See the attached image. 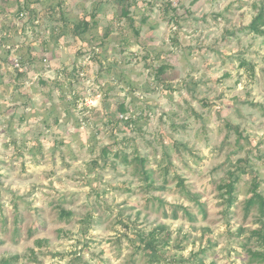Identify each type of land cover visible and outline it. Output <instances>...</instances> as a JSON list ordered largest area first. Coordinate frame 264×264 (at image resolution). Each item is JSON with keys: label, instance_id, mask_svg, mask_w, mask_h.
<instances>
[{"label": "rangeland", "instance_id": "rangeland-1", "mask_svg": "<svg viewBox=\"0 0 264 264\" xmlns=\"http://www.w3.org/2000/svg\"><path fill=\"white\" fill-rule=\"evenodd\" d=\"M137 1L139 34L118 0L34 5L96 13L76 40L59 16L33 23L24 0H0V261L158 264L138 247L157 230L177 260L162 264L205 246L203 264H264L249 238L262 218L245 210L256 175L264 194V35L247 29L264 0ZM162 64L173 89L151 90ZM235 164L247 173L229 206Z\"/></svg>", "mask_w": 264, "mask_h": 264}, {"label": "trees", "instance_id": "trees-1", "mask_svg": "<svg viewBox=\"0 0 264 264\" xmlns=\"http://www.w3.org/2000/svg\"><path fill=\"white\" fill-rule=\"evenodd\" d=\"M119 4L122 6V14L127 17V19L130 21V25L134 28L135 32L137 34L140 33V30L136 26V18L132 16L130 8L128 6L133 3L134 5H138L137 0H118ZM42 0H24V5L19 9V14H24L25 12L28 11V14L32 16L33 18V23L36 22V20H45V18L50 17V18H55V17H60L64 21H66L67 25L70 27V34H72L75 39L77 38H83L84 35L89 31L94 28V26L97 24L96 18V13L92 14L93 21H91L87 17H83L80 19L73 18L69 19L66 14H64L62 8H61V3L53 4L52 6L48 7V13L46 16H44L42 13H40L37 8H35L34 5L40 4ZM247 29H249L253 33H257L260 35H264V4H262L259 8V11L257 15L253 18L252 22L247 26ZM55 33H58L57 37H61L62 35H65L66 32L60 29V26H57L54 29ZM2 43L0 42V69L2 66V62H6L8 60V52L5 54L4 52V36L2 39ZM245 65L246 62H243ZM23 66H25V63L22 62ZM251 72H254V68L250 66ZM167 68L168 64H162L161 66L155 68L156 69V77H157V82H156V88L152 87L150 88L151 90L157 89L160 85H163L165 90H172V84L169 81V76L167 74ZM16 71L20 74H24L25 70L20 71L19 69L16 68ZM2 78L3 75L0 72V83H2ZM63 97V96H62ZM77 100H73V103L76 104ZM120 112H124L125 109L123 107H120ZM116 113L112 112L110 113V118L111 121L115 117ZM132 119L127 122V124L132 123ZM234 169H232L229 172V180L224 182L223 184L220 185V189L223 190L224 194L226 195V202L229 206H233L234 203L237 201L238 195H237V183L242 178V175L247 173V169L244 165L241 164H235ZM143 173H147L146 170H143ZM179 185L185 186L184 180L180 179ZM250 196L246 199L245 202V210L246 213H249L252 209H257L259 216L261 219L262 224L260 227L252 230L251 235L249 236L250 239L257 238V240L261 243V245L264 247V194L261 191V179L256 175L252 179V183L250 186L249 190ZM201 206L203 207V204L199 202ZM173 211L175 215L178 213L179 208H182L186 214H189V211L187 208L180 206V205H172ZM65 215H70V212H62ZM87 227H90V222H87ZM171 234L169 233L167 236H164L162 238H159L156 231H152L149 234H139L138 239L140 240V244H138V247H141L146 253L150 256V259L153 262H156L158 264H162V258L163 260L167 261H173L177 262L176 256L172 255L171 251L166 249L164 246H167L169 241H170ZM42 243L41 241H39ZM209 246L212 245L211 240L208 239ZM162 245V246H161ZM208 249V246H205L202 248L200 251H198L196 254L193 255V260L196 264H203L204 263V253H206ZM251 254L257 258L260 259L262 263H264V249L263 250H253L250 249ZM34 254V252H33ZM35 255V254H34ZM19 256L15 255L10 258H5L0 261V264H14V261L18 260ZM36 259V258H35ZM191 259V258H189ZM184 261V260H183ZM187 261V260H185Z\"/></svg>", "mask_w": 264, "mask_h": 264}, {"label": "built area", "instance_id": "built-area-1", "mask_svg": "<svg viewBox=\"0 0 264 264\" xmlns=\"http://www.w3.org/2000/svg\"><path fill=\"white\" fill-rule=\"evenodd\" d=\"M36 22L38 23L39 20H36ZM12 61L14 63L15 68L19 69L20 71H23V65L19 57H16V56L12 57Z\"/></svg>", "mask_w": 264, "mask_h": 264}]
</instances>
